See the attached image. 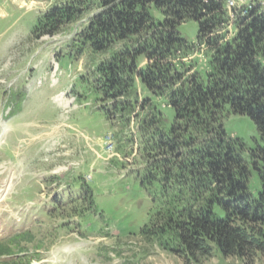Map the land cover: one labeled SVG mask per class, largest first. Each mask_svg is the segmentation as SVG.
Segmentation results:
<instances>
[{"label":"rangeland","instance_id":"rangeland-1","mask_svg":"<svg viewBox=\"0 0 264 264\" xmlns=\"http://www.w3.org/2000/svg\"><path fill=\"white\" fill-rule=\"evenodd\" d=\"M66 2L0 0V102L8 94L11 97L16 85L21 91L34 90L23 111L6 122L0 143V173L10 159L20 163L22 154L36 153L23 166L14 164L16 177L21 171L28 174L22 182L20 177L13 180L16 185L8 195L44 199L45 194L28 180L37 174H51L57 189L70 184L75 197L81 198L43 218L28 231L26 240L16 246L6 243L2 255H16L20 264H264V257L250 263L239 256H224L215 247L210 254L198 252L192 257L179 246L172 224L181 215L177 207L184 200H160L147 188L149 197L141 184H149L146 173L141 177L139 173L154 164L157 153L156 142L146 140L147 130L160 127L170 132L175 125L174 137L181 133L169 100L171 87H164L158 95L146 87L138 72L153 61L143 54L137 58L131 76L122 72L120 78L125 81L121 93L113 96V88L106 92L95 80L101 74L98 66L110 58L111 51H96L88 44L78 51L80 32L95 17L93 1L82 5L80 13L70 20L42 17L54 5L64 7ZM153 13L163 20L161 11L153 9ZM179 31L193 48L185 49L188 55L179 51L173 58L175 63L185 64L179 68L185 73L179 75L182 81L176 82L178 87L191 79L197 67H206L208 58V50L203 51L199 40L197 21L181 24ZM112 104L114 108L107 112ZM218 121L246 148L260 141L258 128L249 116L230 111ZM218 127L213 124L212 128L217 132ZM171 164L177 172L179 163ZM161 178L149 185L161 184ZM251 188L254 192L262 188L257 173L251 177ZM79 190L92 193L80 197ZM12 208L3 201L1 217L4 214L8 221L16 220L9 214ZM164 210L173 216L168 214L169 223L161 217ZM84 227L97 233L81 235L80 228Z\"/></svg>","mask_w":264,"mask_h":264},{"label":"trees","instance_id":"trees-1","mask_svg":"<svg viewBox=\"0 0 264 264\" xmlns=\"http://www.w3.org/2000/svg\"><path fill=\"white\" fill-rule=\"evenodd\" d=\"M91 1L95 17L82 29L80 51L87 44L96 51H111L98 66L101 87L106 92L115 89L113 96L120 94L122 72L131 76L143 54L153 61L138 72L146 87L156 95L171 87L169 100L181 133L174 137L175 125L170 132L160 127L146 131V140L156 142L157 153L145 179L150 184L162 177V183L142 184L160 200H184L177 207L181 215L172 224L179 246L192 257L198 252L210 254L213 247L224 256H239L250 263L264 257V15L253 11L228 40L218 33L228 21L226 0H68L66 6H56L48 20H70ZM153 9L162 12L163 20ZM189 20L199 23V40L208 50L207 66L197 67L191 79L178 87L179 75L185 73L179 68L185 64L173 58L193 48L179 31ZM230 111L255 122L260 133L255 147L246 148L239 137L231 138L220 127L221 115ZM213 124L219 125L217 132ZM172 162L179 163L177 172ZM254 173L262 184L258 192L251 188ZM160 214L167 223L173 217L165 210ZM28 237L15 238L13 243ZM3 249L0 246V254Z\"/></svg>","mask_w":264,"mask_h":264},{"label":"built area","instance_id":"built-area-1","mask_svg":"<svg viewBox=\"0 0 264 264\" xmlns=\"http://www.w3.org/2000/svg\"><path fill=\"white\" fill-rule=\"evenodd\" d=\"M225 10L228 21L218 33L225 34V40H228L236 34L237 24L243 19L250 18L253 11H256L257 15H264V0H226ZM201 46L204 51L206 44L203 43Z\"/></svg>","mask_w":264,"mask_h":264}]
</instances>
